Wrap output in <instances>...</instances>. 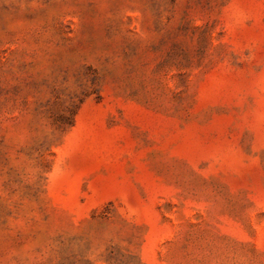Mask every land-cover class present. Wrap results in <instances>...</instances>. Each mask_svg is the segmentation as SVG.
Segmentation results:
<instances>
[{
    "label": "rangeland",
    "instance_id": "374dc122",
    "mask_svg": "<svg viewBox=\"0 0 264 264\" xmlns=\"http://www.w3.org/2000/svg\"><path fill=\"white\" fill-rule=\"evenodd\" d=\"M0 264H264V0H0Z\"/></svg>",
    "mask_w": 264,
    "mask_h": 264
}]
</instances>
